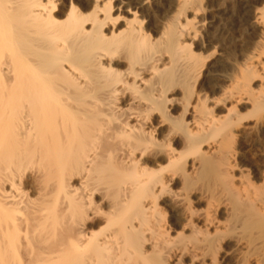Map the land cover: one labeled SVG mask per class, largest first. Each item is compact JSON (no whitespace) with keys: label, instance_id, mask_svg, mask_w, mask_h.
Wrapping results in <instances>:
<instances>
[{"label":"bare ground","instance_id":"6f19581e","mask_svg":"<svg viewBox=\"0 0 264 264\" xmlns=\"http://www.w3.org/2000/svg\"><path fill=\"white\" fill-rule=\"evenodd\" d=\"M264 264V0H0V264Z\"/></svg>","mask_w":264,"mask_h":264},{"label":"rangeland","instance_id":"374dc122","mask_svg":"<svg viewBox=\"0 0 264 264\" xmlns=\"http://www.w3.org/2000/svg\"><path fill=\"white\" fill-rule=\"evenodd\" d=\"M216 264H223L221 261H217V263Z\"/></svg>","mask_w":264,"mask_h":264}]
</instances>
